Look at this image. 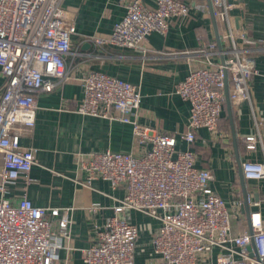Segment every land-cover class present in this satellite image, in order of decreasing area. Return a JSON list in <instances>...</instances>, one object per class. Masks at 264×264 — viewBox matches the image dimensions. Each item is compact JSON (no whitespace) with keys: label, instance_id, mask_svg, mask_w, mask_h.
Masks as SVG:
<instances>
[{"label":"built area","instance_id":"1","mask_svg":"<svg viewBox=\"0 0 264 264\" xmlns=\"http://www.w3.org/2000/svg\"><path fill=\"white\" fill-rule=\"evenodd\" d=\"M153 1L154 6H147L142 0H130L109 36L90 35L84 40L96 47L138 50L152 31L165 32L170 18L186 17L191 10L179 0ZM211 7L215 16L228 20L231 3L211 0ZM75 33V12L62 0H0V264H53L69 237L71 207L36 206L24 193L15 203L6 195L16 181L26 189L32 180L37 149L22 145L20 138L31 133L38 93L68 78L66 58L72 53ZM225 37L231 42L227 57L217 63L207 61L176 85L175 93L189 103L187 127L181 135L184 149L176 147L175 134L138 121L141 93L136 84L95 70L78 78L83 97L77 110L130 124L140 147L139 154L105 150L79 160L85 172V179L77 181L80 185L89 187L92 179L101 178L112 188L123 189L113 214L95 231L96 241L82 249L83 264H133L138 230L125 214L129 210L160 221L151 242L162 264H198L211 256L214 247L219 248L214 264H264L259 210L249 213V231L232 234L230 210L211 186V171L196 165L191 146L199 129H205L210 139H219L226 93L234 105L249 100L255 75L261 76L264 91V74L254 57L237 45L232 32ZM240 38L264 47V25L261 39L245 33ZM215 47L210 42L203 53L212 54ZM239 138L248 150L261 142L254 135ZM240 168L247 180L264 179V162L244 160ZM246 199L259 205L250 194Z\"/></svg>","mask_w":264,"mask_h":264},{"label":"crops","instance_id":"2","mask_svg":"<svg viewBox=\"0 0 264 264\" xmlns=\"http://www.w3.org/2000/svg\"><path fill=\"white\" fill-rule=\"evenodd\" d=\"M129 1L62 0L64 7L75 12L76 33L72 35V53L66 58L69 76L52 90L38 93L31 133L20 138L22 145L37 149L36 164L26 189L18 180L8 187L6 197L16 203L24 193L36 206L71 207L69 237L53 264H83L82 249L96 241L95 231L113 214L123 196L122 188H112L101 178L92 179L89 187L80 185L77 181L85 179V172L79 168V160L97 151L140 152L130 124L77 110L83 97L78 79L82 73L100 71L136 84L141 93L138 121L158 132L175 134L178 149L186 147L181 135L187 127L189 103L175 93L176 85L207 61L217 63L227 57L231 42L225 36L229 32L264 74V47L246 44L240 38L245 33L248 38L261 39L264 0H226L232 4L227 21L213 14L211 0H179L190 5L189 14L170 18L166 31H152L138 50L114 45L96 47L84 40L90 35L109 36L125 15ZM142 1L154 6L153 0ZM210 42L216 47L206 55L203 51ZM185 51L189 54H183ZM2 82L0 75V86ZM218 130L217 140L210 139L205 129L197 131L191 144L196 165L211 171V186L230 210L232 234L249 231L252 210H259L264 228V179L247 180L240 168L244 160L264 162V91L260 75L250 82L249 100L234 105L226 93ZM243 135H254L261 142L248 150L239 138ZM247 194L253 200L257 196L259 205H250ZM125 214L138 230L133 264H162L151 242L160 221L136 210ZM218 251L214 247L211 256L198 264H214Z\"/></svg>","mask_w":264,"mask_h":264},{"label":"water","instance_id":"3","mask_svg":"<svg viewBox=\"0 0 264 264\" xmlns=\"http://www.w3.org/2000/svg\"><path fill=\"white\" fill-rule=\"evenodd\" d=\"M255 199L257 200V199H258V197H257V196H255ZM255 208H256V207H252L251 209H255ZM247 249H248V250H250V245H248V246H247ZM250 255H252V254L250 253Z\"/></svg>","mask_w":264,"mask_h":264}]
</instances>
